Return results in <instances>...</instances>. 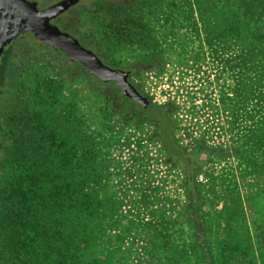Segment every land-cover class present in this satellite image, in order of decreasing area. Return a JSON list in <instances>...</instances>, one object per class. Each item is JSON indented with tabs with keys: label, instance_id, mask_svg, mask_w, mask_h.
I'll use <instances>...</instances> for the list:
<instances>
[{
	"label": "rangeland",
	"instance_id": "rangeland-1",
	"mask_svg": "<svg viewBox=\"0 0 264 264\" xmlns=\"http://www.w3.org/2000/svg\"><path fill=\"white\" fill-rule=\"evenodd\" d=\"M223 2L232 7H220ZM145 14L157 39L150 42L151 52L140 55L135 46L123 47L111 59L122 69L139 58L142 63L156 61V67L144 69L131 82L154 105H169L176 141L190 149L198 140L205 149L195 158L199 170L194 180L216 263L263 264L264 143L260 149L249 140L242 146L251 132L264 137V0H149ZM238 57L245 63L242 77L237 65L230 71L224 62ZM33 69L19 83L26 107L52 109L35 98L40 90L33 79L39 69ZM61 84L53 105L74 109L79 122L71 125L90 131L109 162L105 193L118 204V225L104 228L97 239L108 264H164L151 251L154 232L162 227L178 247L190 248L193 227L183 167L166 163L167 154L151 137L152 125L137 126L104 111L102 103L87 99L80 83ZM142 113L147 121L163 125L165 109L149 105ZM56 125L65 129L60 120ZM187 260L200 264L199 252L188 254Z\"/></svg>",
	"mask_w": 264,
	"mask_h": 264
},
{
	"label": "trees",
	"instance_id": "trees-1",
	"mask_svg": "<svg viewBox=\"0 0 264 264\" xmlns=\"http://www.w3.org/2000/svg\"><path fill=\"white\" fill-rule=\"evenodd\" d=\"M58 1L45 0V5ZM223 3L225 6L220 7L227 10L232 7ZM148 6L149 0H78L63 13L58 29L76 39L105 66L128 70L129 83L143 93L131 79L144 69L156 67L157 62L142 63L139 58L130 68L122 69L111 56L116 50L130 46H135L141 55L151 49L150 42L157 43L145 14ZM217 37L219 42L220 36ZM227 42L224 40L225 48L229 46ZM224 62L230 71L233 64L237 65L242 77L245 63L241 57L238 61ZM29 65L33 71L39 69L33 79L40 90L35 98L52 109L30 111L24 103L25 109L17 112L18 126L12 125L5 133L7 144L5 147L2 144L0 159V264H108L109 257L101 253L103 245H98L97 239L104 228L118 225L114 223L118 204L112 195L105 193L109 162L103 158L90 131L71 125L79 122L74 109H56L53 96L55 91L62 90V82H77L87 99L102 103L104 111L137 126L146 117L119 88L102 83L81 65L72 64L62 53L46 45L45 54L36 53ZM166 107L162 108L163 125L149 121L153 127L151 137L160 142L167 154L166 163L183 167L194 242L190 248L178 247L177 240L162 227L154 230L156 237L151 251L160 255L164 264H182L174 259L176 254L187 264L188 254L195 250L199 252L200 264H217L205 238L200 193L194 180L199 170L195 158L205 149L199 144L194 152L187 153L176 144L169 120L172 109ZM58 120L65 129L56 125ZM257 137V132H251L242 148L248 140L256 149L262 148L264 137H259V146ZM261 261L264 264L262 255Z\"/></svg>",
	"mask_w": 264,
	"mask_h": 264
},
{
	"label": "water",
	"instance_id": "water-1",
	"mask_svg": "<svg viewBox=\"0 0 264 264\" xmlns=\"http://www.w3.org/2000/svg\"><path fill=\"white\" fill-rule=\"evenodd\" d=\"M77 2L78 0H61L45 10L38 11L35 4L27 3L25 0H0V15L14 13L13 37L30 32L38 42L62 53L72 64L81 65L88 74L102 83H113L124 97L146 108L148 101L128 82V72L105 66L76 39L50 23Z\"/></svg>",
	"mask_w": 264,
	"mask_h": 264
},
{
	"label": "flooded vegetation",
	"instance_id": "flooded-vegetation-1",
	"mask_svg": "<svg viewBox=\"0 0 264 264\" xmlns=\"http://www.w3.org/2000/svg\"><path fill=\"white\" fill-rule=\"evenodd\" d=\"M25 1L27 3L35 4L38 11L45 10V8L57 3L54 2L52 4L45 5V0ZM62 15L63 14L52 20L50 23L59 27L58 23L59 20H61ZM13 20V12L2 13V15H0V159L3 154L2 144L4 147L7 144L5 133L12 125L15 127L18 126L17 112L21 109H25V106H23L25 103L24 96L19 95L23 92L21 86H19V83L21 81L23 82L27 74L30 72L31 68L29 64L31 62L32 56H34L36 53H40L41 51L43 54H45V44L38 42L30 32H25L13 37ZM30 41L34 42L36 46H38V50L31 48ZM125 72H128L129 82L130 73L128 70H125ZM139 94L147 99L148 105L146 108H143L141 105L126 97L125 98L128 100V102L139 106L141 108L140 110L147 109L149 105H152L156 108H167L166 105H154L144 93ZM146 123L150 124V122L147 120L143 122V124ZM172 133L173 137H175L173 129ZM177 143L178 142H176V144Z\"/></svg>",
	"mask_w": 264,
	"mask_h": 264
},
{
	"label": "built area",
	"instance_id": "built-area-1",
	"mask_svg": "<svg viewBox=\"0 0 264 264\" xmlns=\"http://www.w3.org/2000/svg\"><path fill=\"white\" fill-rule=\"evenodd\" d=\"M188 131H186L185 133H187ZM174 133H175V131H174ZM189 133V132H188ZM195 134V133H194ZM175 135V138H177V136H176V134H174ZM196 135V134H195ZM187 135L186 134H184V133H182V137H186ZM176 140V139H175ZM176 142H178L177 143V145L180 147V148H182L184 151H186L187 153H192V152H194L195 151V149L197 148V146L199 145V142L200 141H196L192 146H191V148L190 149H188V148H186L184 145H183V143H181V142H179V141H176Z\"/></svg>",
	"mask_w": 264,
	"mask_h": 264
}]
</instances>
